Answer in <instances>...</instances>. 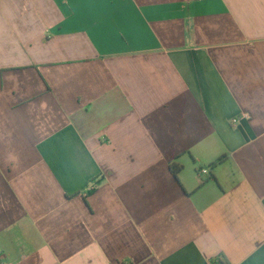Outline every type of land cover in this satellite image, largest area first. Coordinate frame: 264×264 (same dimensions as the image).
<instances>
[{
    "label": "crops",
    "instance_id": "0c3cea01",
    "mask_svg": "<svg viewBox=\"0 0 264 264\" xmlns=\"http://www.w3.org/2000/svg\"><path fill=\"white\" fill-rule=\"evenodd\" d=\"M0 260L264 264V0H0Z\"/></svg>",
    "mask_w": 264,
    "mask_h": 264
},
{
    "label": "built area",
    "instance_id": "2783aa9c",
    "mask_svg": "<svg viewBox=\"0 0 264 264\" xmlns=\"http://www.w3.org/2000/svg\"><path fill=\"white\" fill-rule=\"evenodd\" d=\"M242 117H249L248 113H243V115H241ZM240 120V116L235 117L233 119V122H238ZM209 168L208 167H203L200 169L199 173L200 175H204V174H209ZM0 264H11L9 261L7 260H0Z\"/></svg>",
    "mask_w": 264,
    "mask_h": 264
},
{
    "label": "trees",
    "instance_id": "16d2710c",
    "mask_svg": "<svg viewBox=\"0 0 264 264\" xmlns=\"http://www.w3.org/2000/svg\"><path fill=\"white\" fill-rule=\"evenodd\" d=\"M172 167H173L175 175H177V173L182 169L183 165L175 163V164H173Z\"/></svg>",
    "mask_w": 264,
    "mask_h": 264
}]
</instances>
